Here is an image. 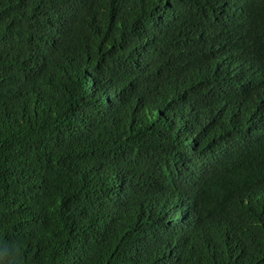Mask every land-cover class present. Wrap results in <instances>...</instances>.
<instances>
[{"label":"trees","instance_id":"obj_1","mask_svg":"<svg viewBox=\"0 0 264 264\" xmlns=\"http://www.w3.org/2000/svg\"><path fill=\"white\" fill-rule=\"evenodd\" d=\"M0 264H264V0H0Z\"/></svg>","mask_w":264,"mask_h":264}]
</instances>
